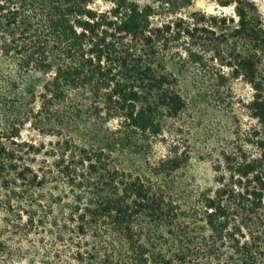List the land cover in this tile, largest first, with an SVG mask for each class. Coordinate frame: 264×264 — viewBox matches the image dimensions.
Listing matches in <instances>:
<instances>
[{
  "label": "trees",
  "instance_id": "trees-1",
  "mask_svg": "<svg viewBox=\"0 0 264 264\" xmlns=\"http://www.w3.org/2000/svg\"><path fill=\"white\" fill-rule=\"evenodd\" d=\"M178 1L0 0V264H264V16ZM229 82L253 133L158 142Z\"/></svg>",
  "mask_w": 264,
  "mask_h": 264
},
{
  "label": "rangeland",
  "instance_id": "rangeland-1",
  "mask_svg": "<svg viewBox=\"0 0 264 264\" xmlns=\"http://www.w3.org/2000/svg\"><path fill=\"white\" fill-rule=\"evenodd\" d=\"M141 5L152 2L153 0H132ZM255 4L264 16V0H248ZM159 2L156 3V5ZM175 12L182 16H187L195 11H202L208 14L224 13L233 15V8H221L213 0H192L189 4L179 2L175 4ZM157 24V22H154ZM230 92L226 103H214L211 108L205 110L199 117V128L196 131L179 129L172 135L168 134L159 138L158 142L164 143L165 140H174L184 150L189 147L209 145L212 147L235 146L240 138L252 132L256 123L248 110V100L250 98V88L243 82H229ZM209 102L213 103L217 99L215 92H209ZM186 119L184 122H186ZM189 122V121H188ZM182 122L178 123L181 124ZM177 124V125H178ZM114 126V123H112ZM111 125V126H112ZM253 133V132H252ZM162 145V144H161ZM193 163V168L200 178L209 177L207 167L200 166V163Z\"/></svg>",
  "mask_w": 264,
  "mask_h": 264
}]
</instances>
